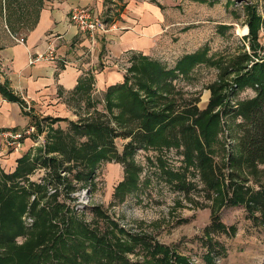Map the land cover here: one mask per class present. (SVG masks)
I'll use <instances>...</instances> for the list:
<instances>
[{"label":"rangeland","instance_id":"rangeland-1","mask_svg":"<svg viewBox=\"0 0 264 264\" xmlns=\"http://www.w3.org/2000/svg\"><path fill=\"white\" fill-rule=\"evenodd\" d=\"M34 1L17 0L13 5V12L8 13V18L13 22L22 23L19 28L29 25L35 16ZM123 2L126 3L127 7L124 9L127 12L130 9L129 5L137 3L158 6L164 15V22L173 23L170 29L173 27L174 29L166 36L170 43L172 41L182 43L181 49L176 52L141 53L148 59L159 61L171 68L183 54L204 47L208 49L209 58L222 57L221 65L225 66L238 53L243 50L247 51L248 38L247 35H243L247 32H237L238 28L247 27L243 5L248 3L257 10L259 9L255 0H114L112 3L117 5L113 8L114 17L117 16L116 9ZM19 4L23 7H17ZM152 8L156 7H150V11ZM14 11L20 12L14 14ZM127 26L126 29L129 28V25ZM22 31L20 28L12 32V35ZM134 53H128L122 58L107 63L122 72L123 77L115 83L116 85L123 83L127 77L130 87L136 89L139 73L129 70L132 62L140 63V59H134ZM136 55H140V52ZM256 56H252L253 61ZM221 71L222 68L216 66L215 63H198L188 76L182 77L179 74L173 79V91L165 92L166 95H172L167 99L171 98L175 101L178 111L194 103L199 109H204L209 101L210 85L219 83ZM235 76L234 71L223 76L226 85L220 90L222 101L213 110L218 112L219 124L215 139L209 147L215 168L222 173L224 189L226 183H230L228 174H236L234 177L236 182L256 191L260 186H264V158L257 161L256 166H247L246 161L242 159L245 157V146L248 144V141H245L246 133L251 126L248 118L238 110L242 103L256 96L257 90L254 86L246 85L229 91V86L235 82ZM112 85L114 84L102 91H98L94 85H91L85 92L73 91L63 96L59 105L48 107L47 110L51 111L48 114L39 113V116L30 114L31 117L39 120H43L45 115L60 117L63 120L52 124L44 121L43 131L39 133L35 126L34 132L21 140V148L17 151L4 142V145L0 146L2 153L0 155V180L3 173H11L16 166L17 158L10 159L11 152L19 153L18 157H20L29 151L30 156H34L39 147L43 148L48 141H52L50 135H54L58 128L61 129L62 134L75 136L79 142L85 141L86 135L74 132L72 124L82 126L86 121L94 118H101L115 128L117 133L125 128L135 129L131 119H128L129 122L124 126L118 124L115 119L119 111L118 107L108 110L106 91ZM116 95L117 92L113 93L112 97L116 99ZM178 128L177 125L173 133L179 138V145L169 147L162 145L157 148L137 146L134 152V162L141 168L138 175V186L132 192H125L122 200L114 194L116 185L124 176V164L119 160L99 162L91 182L83 179L78 181L74 176L75 171L83 168L79 164L73 165L75 162L67 159H65V166H70L73 171L68 170L61 173L65 178L64 181H58L54 176L51 177L53 164L48 165L49 167L35 166L28 175L29 181L42 183L43 180L44 185L46 184L47 189L37 191V198L42 203L48 201L56 188L57 199L67 205L85 223L90 226L96 225L101 233L108 231L112 221L116 225L114 231L117 235L127 239L128 235L144 234L148 240L167 246L185 256L190 264H264V215H260L258 208L250 211L244 205H233L227 202L220 206L215 202L217 192L207 188L196 167H190L187 172L183 171L184 143L182 133L178 131ZM128 140L129 137L123 135L114 138L118 153L122 152ZM53 155L61 159L58 153ZM230 157L238 159L235 162L242 166L239 172L237 168L231 167L232 165L228 163ZM159 159H162L165 167L175 172L185 173L191 187L188 190H182L166 178ZM17 182L21 185L26 183L23 178L17 179ZM66 182L73 184L72 187L69 185L71 190L68 185L64 187ZM230 191L228 190V193ZM32 198L33 196L30 200ZM213 215L218 216L222 227L212 226ZM22 217L24 225L31 227L33 217L29 213ZM230 227L234 228V232ZM22 239V236L17 237L18 242ZM209 251L211 261L207 262L206 257ZM147 255L146 249L139 243L125 256L130 263H140Z\"/></svg>","mask_w":264,"mask_h":264},{"label":"trees","instance_id":"trees-1","mask_svg":"<svg viewBox=\"0 0 264 264\" xmlns=\"http://www.w3.org/2000/svg\"><path fill=\"white\" fill-rule=\"evenodd\" d=\"M113 1L105 0L106 14L112 13V17H105L104 20L107 22L115 15L113 8L117 5L113 4ZM16 2L17 0H0V6L13 7ZM34 3L40 7L43 0H35ZM17 7L23 5L19 4ZM124 7L125 3L118 6L117 16ZM243 7L248 27L250 54L243 50L222 66V57L209 58L208 49L204 47L183 54L171 68L159 61L150 60L141 53L140 55L134 53V59H140V63L132 62L129 70L139 73L136 89L130 87L126 77L123 83L108 87L106 104L108 110H112L113 107L119 108L115 116L119 125L124 126L129 122L128 119H131L135 129L125 128L117 133L115 128L101 118L90 119L82 126L72 124L74 132L86 135L85 141L79 142L75 136L64 135L58 128L54 135H50L52 141H48L43 148L39 147L34 156H30L28 151L16 159L14 170L8 174L3 173L0 180V264H190L185 256L167 246L148 240L144 234L128 235L127 239L117 235L114 231L116 225L112 221L108 231L101 233L96 225L90 226L85 223L67 205L61 203L55 194L56 188L48 201L42 203L37 198V191L47 189L46 184L44 185L43 180L42 183L29 181L28 177L35 166L53 164L51 177L64 181L61 173L73 171L70 166H65L67 159L74 161L73 165L82 166L83 169L76 170L74 174L78 181L83 179L91 182L99 162L119 160L124 164V176L116 185L114 194L122 200L125 192H132L138 186L141 168L134 162L137 146L157 148L162 145L167 147L179 145V138L173 133L177 125L184 143L183 171L187 172L190 167H196L207 188L217 192L215 202L220 206L227 202L244 205L250 211L258 208L260 215H264V186L255 191L236 182L234 180L236 174H228L230 183H226L224 189L222 173L216 170L209 147L215 139L219 124L218 112L213 110L222 101L220 90L226 85L223 76L234 71L236 76L233 88L251 85L257 90L256 96L242 103L238 110L248 118L251 126L246 133L245 141H248V144L245 146V157L242 159L246 161L247 166H256V162L264 158V61L252 59L259 47L258 30L261 19L253 5L247 3ZM9 25L11 27V23ZM198 63H215L221 67L219 83L210 85V97L204 109H199L194 103L178 111L175 101L167 99L172 95H166L165 92L173 91V79L179 74L182 77L188 76ZM92 82V75H85L78 81L76 91H87ZM1 90L9 99L22 102L3 88ZM115 92L116 99L112 97ZM42 119L33 118L38 133L43 131L44 121L52 124L63 120L51 116ZM119 135L129 137L121 153H118L114 143V138ZM55 153H58L61 159L53 155ZM236 159L230 157L228 163L239 172L242 166L235 162ZM159 161L165 177L178 188L188 190L191 187L185 173L175 172L165 167L162 159ZM19 178H23L26 183L19 184L17 182ZM66 185L71 190L73 184L66 182L64 187ZM228 190L231 191L228 193ZM26 213L33 217L29 228L24 225L22 217ZM212 226L222 227L216 215L212 217ZM230 229L234 232L233 227ZM19 236L23 237L21 242L17 241ZM139 243L146 249L148 255L140 263H130L125 255ZM210 253V251L207 253V262L211 261Z\"/></svg>","mask_w":264,"mask_h":264},{"label":"crops","instance_id":"crops-1","mask_svg":"<svg viewBox=\"0 0 264 264\" xmlns=\"http://www.w3.org/2000/svg\"><path fill=\"white\" fill-rule=\"evenodd\" d=\"M255 2L264 16V0ZM34 6L33 20L29 25L21 26L23 31L16 34L24 36L23 44L17 43L11 36L22 24L8 18L14 8L0 6L1 131H20L33 123V118L37 119L31 117L32 114L39 116V113L51 112L47 110L48 107L59 105L63 96L76 91L78 81L85 75H92L91 85L98 91L117 83L123 77L122 72L113 65H107L108 62L122 58L128 53L176 52L183 46L180 42L168 41L166 34L174 29H170L173 23H165L164 15L158 6L147 3L129 5L128 12L124 9L118 18H112L111 21H116L115 29L105 33L98 31L93 35L79 31L68 22L67 17L75 8H86L104 19L107 15L105 0H43L40 7ZM150 7L156 8L150 11ZM18 12L20 11H14V14ZM10 23L13 29L8 26ZM259 30L260 47L264 46V36ZM50 32L56 34L58 53L65 57L68 64H63L60 60L29 64L30 55L46 50ZM1 88L22 102L9 99ZM25 103H29L31 110H26ZM4 142L6 139L0 137V146H3ZM10 156V159H15L19 153L11 152Z\"/></svg>","mask_w":264,"mask_h":264},{"label":"built area","instance_id":"built-area-1","mask_svg":"<svg viewBox=\"0 0 264 264\" xmlns=\"http://www.w3.org/2000/svg\"><path fill=\"white\" fill-rule=\"evenodd\" d=\"M260 9V8H259ZM257 10L258 15L261 19V25H260V33L264 36V16L263 11ZM108 15V16H107ZM106 17H110L112 13H108ZM67 20L69 23L73 24L79 31L87 32L90 35H93L94 33H97L98 31L107 32L110 29L116 28L115 21L107 22L105 21L99 14L86 9V8H75L73 9L68 17ZM243 35H247L243 34ZM242 35V36H243ZM12 39H14L17 43H25V38L23 35H11ZM57 36L55 33H49L48 34V45L44 52H38L35 55H30L28 59L29 64H36L41 61H55L60 60L63 64H68L65 57L58 53V46H57ZM247 52L250 53L248 42L246 43ZM255 61L262 62L264 61V46H262L257 51V56L254 57ZM234 84V83H233ZM233 84L229 86V91L235 90L237 87L233 88ZM231 100V98H229ZM26 110H30L29 103H25ZM35 125L34 123L29 124L27 127L20 131L16 132H10V131H1L0 130V137H3L6 139V143L12 148L17 151L21 148V140L34 132Z\"/></svg>","mask_w":264,"mask_h":264},{"label":"bare ground","instance_id":"bare-ground-1","mask_svg":"<svg viewBox=\"0 0 264 264\" xmlns=\"http://www.w3.org/2000/svg\"><path fill=\"white\" fill-rule=\"evenodd\" d=\"M237 32H240V33H246V32H247V27L244 26V27H242V28H238V29H237Z\"/></svg>","mask_w":264,"mask_h":264}]
</instances>
